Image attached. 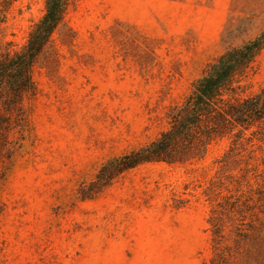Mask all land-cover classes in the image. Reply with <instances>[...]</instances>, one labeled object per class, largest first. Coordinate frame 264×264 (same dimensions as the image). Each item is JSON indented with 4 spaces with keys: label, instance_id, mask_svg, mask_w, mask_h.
Returning a JSON list of instances; mask_svg holds the SVG:
<instances>
[{
    "label": "rangeland",
    "instance_id": "1",
    "mask_svg": "<svg viewBox=\"0 0 264 264\" xmlns=\"http://www.w3.org/2000/svg\"><path fill=\"white\" fill-rule=\"evenodd\" d=\"M45 12L46 0H0V58ZM263 31L264 0H72L33 71L32 131L0 181V264H264V124L200 161L145 164L82 195L108 161L167 130L210 64ZM263 89L264 49L235 97ZM238 199L243 213L229 212Z\"/></svg>",
    "mask_w": 264,
    "mask_h": 264
},
{
    "label": "trees",
    "instance_id": "2",
    "mask_svg": "<svg viewBox=\"0 0 264 264\" xmlns=\"http://www.w3.org/2000/svg\"><path fill=\"white\" fill-rule=\"evenodd\" d=\"M71 1L46 0L45 15L33 28L23 49L0 58V181L6 177L14 156L32 131L26 100L37 93L33 71L53 34L64 24ZM263 49L264 31L228 49L208 66L194 83L189 96L170 109L167 130L151 143L108 161L92 183L91 194L82 192V195H97L122 174L145 164L200 161L212 144L232 136L242 139L245 132L261 127L264 124V89L245 99H238L235 94L253 71ZM229 205V212L242 214L244 211L239 199ZM220 208L222 211L212 212L211 219L217 247L224 239L223 215L228 210ZM2 213L0 205V216Z\"/></svg>",
    "mask_w": 264,
    "mask_h": 264
}]
</instances>
